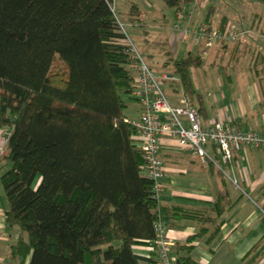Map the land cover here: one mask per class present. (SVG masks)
<instances>
[{"label": "trees", "instance_id": "16d2710c", "mask_svg": "<svg viewBox=\"0 0 264 264\" xmlns=\"http://www.w3.org/2000/svg\"><path fill=\"white\" fill-rule=\"evenodd\" d=\"M118 20L113 0H0V129L10 131L0 184L6 221L20 231L11 264H141L133 246L151 244L157 222L182 219L201 223L173 246L175 264H200L192 243L215 240L235 205L226 186L202 214L153 196L125 113L135 100ZM166 50L179 78L171 86L199 102L191 68L201 49Z\"/></svg>", "mask_w": 264, "mask_h": 264}, {"label": "crops", "instance_id": "0c3cea01", "mask_svg": "<svg viewBox=\"0 0 264 264\" xmlns=\"http://www.w3.org/2000/svg\"><path fill=\"white\" fill-rule=\"evenodd\" d=\"M153 1L155 3L159 1L161 7L167 6L163 0ZM202 1L204 2L193 0L195 9ZM125 2L129 4L127 16L121 18L118 16L119 20L127 18V24H143L145 17L140 9V2L146 8H151L153 5L151 0H148L149 4L144 0ZM204 3L208 9L201 21L199 20L201 13L197 10L188 12L187 16L184 15L187 3L172 8L175 19L185 23L183 26L175 25L177 31L164 39L172 56L185 50L192 54L200 52V48L193 44L191 31L201 22L218 27L228 18L222 16L213 20L211 15L215 13L216 7L209 5L210 0ZM131 4L136 6L138 14L133 12V15L137 16H133L134 21L129 23V17L132 15ZM139 16L141 20L138 19ZM168 21L165 19L164 22ZM242 28L251 29V33L236 42L213 47L203 55L204 59L200 66L191 68L192 82L200 96L199 102L194 103L198 111L200 109L204 125L210 120L220 119L243 130L264 131V61L259 66L255 60L245 59V52H250L252 47L257 48L254 44L264 33L254 26ZM183 29L189 31L185 41L177 38L179 30ZM156 74L163 76L170 75L171 72L160 71ZM193 77L196 78L195 81ZM171 89L169 100L176 104L179 96H175V91H179L180 88ZM181 92L180 90V94ZM137 106L134 109L136 114H126L127 118L138 117L141 107L138 104ZM6 129H0V143ZM207 149L214 162L204 166L194 155L179 149L173 140L168 138L162 140L160 156L167 173L162 179L159 201L167 206L177 205L196 214H202L212 206L215 191L226 186L231 198L236 199L235 205L220 216L219 219L223 222L218 237L207 244L203 240L194 241L192 255L200 264H264V148L246 146L234 151L229 161L222 159L215 146L209 145ZM5 165V161L1 160L0 176ZM219 171L223 174L220 175ZM6 208L7 200L0 184V264H11L10 247L20 233L17 227L8 225L5 218ZM200 223L198 219H182L172 228H168V235L173 239L174 245L186 243L187 237L197 231ZM150 245L149 243L133 246L134 252L144 258L141 264H157L155 255L152 258L156 259V263L149 259ZM195 250L203 255V259L194 253ZM28 260L29 256L24 264H28Z\"/></svg>", "mask_w": 264, "mask_h": 264}, {"label": "built area", "instance_id": "2783aa9c", "mask_svg": "<svg viewBox=\"0 0 264 264\" xmlns=\"http://www.w3.org/2000/svg\"><path fill=\"white\" fill-rule=\"evenodd\" d=\"M144 1L149 4L148 0ZM118 23L124 34L120 42L125 47L127 67L133 76L130 96L141 107L138 117L128 118L127 121L135 129L134 143L143 151L142 173L153 182L152 192L155 198H159L162 179L167 173L160 156V147L164 138L173 140L179 149L194 155L204 166L214 162L207 149L209 145L215 146L221 153L222 159L226 161L231 159L234 151L246 146L264 148V131L243 130L220 119L210 120L204 125L193 100L183 92L178 97L177 103L172 104L164 92L163 81L177 83L178 76L157 75L128 35L124 24L120 20ZM191 32L193 44L201 49L203 55H206L217 45L244 38L251 33V29L236 27L228 20L221 28L201 22ZM188 34L187 29L179 30L177 38L185 41ZM9 132V129H6L1 136L0 161L5 154ZM155 232L150 252H155L157 264H175L174 242L168 235V228L163 223L157 222ZM194 253L201 256L197 250Z\"/></svg>", "mask_w": 264, "mask_h": 264}, {"label": "rangeland", "instance_id": "374dc122", "mask_svg": "<svg viewBox=\"0 0 264 264\" xmlns=\"http://www.w3.org/2000/svg\"><path fill=\"white\" fill-rule=\"evenodd\" d=\"M151 2L153 4L151 8H146L140 2V9L145 17L143 24H127V18H122L120 21L124 24L128 35L138 50L140 52L142 51L145 55V59L148 65L152 67V70L155 73L160 71L161 73L168 72L171 69V64L169 63L168 54H166V37H169V35L177 31L174 27L175 25L183 26L185 23L184 21L175 19L174 10L172 8L168 6L161 7L160 4H158L159 1L155 3L151 0ZM210 4L216 7L215 13L211 15L213 20L226 16L228 17L225 19L226 22L230 19L229 21L235 24L236 27L254 26L264 33V0H210L209 5ZM207 7L208 6L202 1L195 9L192 1L185 6L184 15L187 16L188 12L197 10L198 13H201L200 19L198 18L201 21L207 12ZM128 8L129 4L128 2L126 3L125 0H114L113 9L120 18L127 16L126 12ZM164 15L165 18H163ZM165 19L169 21L164 22ZM254 46H257V48L252 47L250 52H245V59L246 61H250V59L251 61L255 60L257 64L261 66V64L264 63H261L264 61V34L262 38L256 41ZM177 53L178 52H176V54ZM176 54H174V56ZM195 79L196 78H194V81ZM171 88L170 81H163V89L168 98L172 92ZM175 92V96H180V90ZM137 107L135 101H129L125 113L128 115H135L136 112L134 109Z\"/></svg>", "mask_w": 264, "mask_h": 264}, {"label": "water", "instance_id": "95a60500", "mask_svg": "<svg viewBox=\"0 0 264 264\" xmlns=\"http://www.w3.org/2000/svg\"><path fill=\"white\" fill-rule=\"evenodd\" d=\"M183 51L180 52V55H182Z\"/></svg>", "mask_w": 264, "mask_h": 264}]
</instances>
